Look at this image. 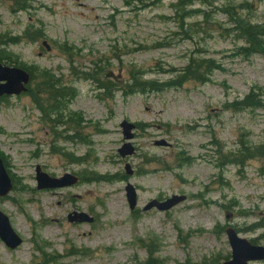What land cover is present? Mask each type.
<instances>
[{
    "label": "rangeland",
    "instance_id": "rangeland-1",
    "mask_svg": "<svg viewBox=\"0 0 264 264\" xmlns=\"http://www.w3.org/2000/svg\"><path fill=\"white\" fill-rule=\"evenodd\" d=\"M181 1L0 0V49L36 75L29 93L0 102V156L13 179L0 212L22 240L12 250L0 238V264H223L227 227L264 246V154L253 150L264 147V109L234 106L264 92V56L239 55L220 10ZM220 3H248L243 14L264 25V0ZM193 59L216 62L201 71L206 82L179 80ZM45 74L75 91L67 109L49 105ZM135 78L163 89L125 94ZM172 80L180 87H166ZM124 121L137 126L132 139ZM127 144L133 153L122 156ZM37 166L79 182L39 190ZM174 195L187 201L143 211Z\"/></svg>",
    "mask_w": 264,
    "mask_h": 264
},
{
    "label": "water",
    "instance_id": "water-1",
    "mask_svg": "<svg viewBox=\"0 0 264 264\" xmlns=\"http://www.w3.org/2000/svg\"><path fill=\"white\" fill-rule=\"evenodd\" d=\"M30 82V75L25 70L19 68L5 67L0 63V97L3 96H19L27 91L26 86ZM126 139H132L134 135L132 131L135 125L124 121L122 123ZM157 146H168L165 141L157 142ZM128 151H124L125 149ZM122 156L130 155L133 150H130V145L127 144L119 151ZM37 182L39 189L46 188H62L72 186L78 182V179L65 175L62 179H53L44 174L40 167L37 168ZM12 190V182L6 171L3 161L0 159V196H6ZM128 202L131 209L137 205V195L133 186L126 187ZM186 200L185 196H173L164 202L153 200L146 207L145 211L156 208L161 212L170 211L180 203ZM226 235L232 249V259L223 264H249L253 261H264V247L255 246L246 239L241 238L237 232L232 228L226 229ZM0 236L7 243L10 248H16L21 244V239L14 233L9 219L0 213ZM8 238H11L8 239Z\"/></svg>",
    "mask_w": 264,
    "mask_h": 264
},
{
    "label": "trees",
    "instance_id": "trees-1",
    "mask_svg": "<svg viewBox=\"0 0 264 264\" xmlns=\"http://www.w3.org/2000/svg\"><path fill=\"white\" fill-rule=\"evenodd\" d=\"M194 2H200L203 5L208 2V0H191V1H181V5L184 6L186 3L191 4ZM192 3V4H193ZM247 9H251V6H248ZM222 12V11H220ZM250 21L246 19V21L241 19H236L234 22V26L232 29V32L234 34H242L246 41L250 44L249 47H242L239 51V55L243 56H251L254 54H260L264 56V42H262L258 37L261 36L260 34V27L254 26L250 24ZM42 32V31H41ZM38 32L35 35H37L39 38L43 36V32ZM37 37V38H38ZM6 42V41H5ZM21 42V39L19 37H14L12 39H9V44H18ZM62 50L64 52L71 51V48H68L67 45L62 47ZM191 65L189 68L184 69L180 73L181 77H179V80H181L182 76H191L192 80H195L199 83L202 81L206 82V79L201 71H208V73L215 70L213 66L216 64L214 61H201L202 59H193ZM0 62L3 64H6L8 66H17L22 69H25L26 71H29L27 66L21 65L17 62L16 59L11 58L10 56H6L5 51L0 49ZM172 70V69H171ZM32 75V80L36 75L32 71H29ZM48 74L42 75V82L48 86V90L51 93V99L49 101V105L56 108V111H61L67 109V105L69 104V101L72 100L75 96V91L69 90L68 88H61L59 86V82H54L53 80H50ZM95 78V77H94ZM99 83V82H97ZM166 87H180L176 84L174 80L170 81L166 85ZM107 88V87H104ZM163 89L162 86L157 85L155 82H141L137 78H135V81L130 84L129 89H124L125 94H136V93H154V92H160ZM2 100L0 99V102ZM68 101V103H66ZM65 105V106H64ZM236 107L237 111H244L249 109H264V92L259 90L258 93L256 90H253L242 102L236 103L234 105ZM57 116H60L57 115ZM64 116L61 112V117ZM59 119V118H58ZM245 147V146H244ZM246 150L248 151V156H252L251 148L247 147ZM253 150L257 155H263L264 154V147L256 148ZM233 156H231L230 163L235 164H243V161L239 162L238 160L233 161Z\"/></svg>",
    "mask_w": 264,
    "mask_h": 264
},
{
    "label": "bare ground",
    "instance_id": "bare-ground-1",
    "mask_svg": "<svg viewBox=\"0 0 264 264\" xmlns=\"http://www.w3.org/2000/svg\"><path fill=\"white\" fill-rule=\"evenodd\" d=\"M218 1H221V3H222L224 0H208V2L205 3V6H208L211 9H218V10L222 11V14L227 18L229 23L232 24L233 26H234V22L236 21V19H241L243 21L244 20L246 21V19H248V18H246V15L243 14L244 10H247L248 3H244L237 8V7H234L233 5H231L229 3H225L223 5L218 6V5H216ZM201 15L203 17L207 18L209 16V12H202ZM247 17H249V16H247ZM249 20H250V18H249ZM247 22H250V24H252L254 26L260 27L261 36L258 38L262 42H264V25L254 23L252 21H247ZM234 39L237 40L238 42H242L243 47H249L250 46V44L246 41V39L244 38V36L242 34H235Z\"/></svg>",
    "mask_w": 264,
    "mask_h": 264
}]
</instances>
